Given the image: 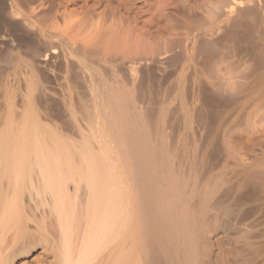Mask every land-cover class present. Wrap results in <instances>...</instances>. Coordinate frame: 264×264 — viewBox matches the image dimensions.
Instances as JSON below:
<instances>
[{
	"label": "bare ground",
	"instance_id": "bare-ground-1",
	"mask_svg": "<svg viewBox=\"0 0 264 264\" xmlns=\"http://www.w3.org/2000/svg\"><path fill=\"white\" fill-rule=\"evenodd\" d=\"M225 3L0 0V264H264Z\"/></svg>",
	"mask_w": 264,
	"mask_h": 264
},
{
	"label": "rangeland",
	"instance_id": "rangeland-1",
	"mask_svg": "<svg viewBox=\"0 0 264 264\" xmlns=\"http://www.w3.org/2000/svg\"><path fill=\"white\" fill-rule=\"evenodd\" d=\"M230 1H231V0H225V2H226V3H225V4H226L225 13H226V17H227V18H226V21L230 22V23H228V22H227V23H228V24H231V25L234 26L235 28L237 27V28L234 30L235 32H237V31H238V32H241V31H242V33H243L242 35H244V32H243V31L246 30L245 28L247 27V25H246V24L243 25V24H244L245 22H247V24H248V22H249L251 26L249 25V27H247V29L249 28V30H254V31H253L254 33H253V34H254V36H255V39H256L257 37L259 38V39L257 38L258 40H253L255 43L252 42V43H253V44H252L251 41H250L252 38H254L253 35L251 34L252 31H250V32H247L248 30L245 31V32H246V33H245L246 35L244 36L245 39L242 37V35H241V37H242V38H241V37H239V36H240L239 33H238V34L236 33V34L238 35V39H237V41H239L238 44H239L240 47H241V48H239V49H241V50H238V52H237V56H236V58H238L237 60H241V61H240V62H241V68L246 72V73L243 72L244 75L241 74V76H244V77H245V76H247V75H245V74L248 73V75H251V77H253V78H251V80H250V78H249V80H250V81H249V80H248V77H246L247 79L245 78V82H248V81L251 82V81H254V80L256 79V77L258 76V74H259V73H258V72H259V70H258V69H259L258 66H259V67H260V65L264 66V65L262 64V63L264 62V53H263V51H264V45H263L262 43H261V44H262L261 47H260L261 44L259 45L260 41H262V39L264 40V26H263V25H264V5H263V4H259V3H261V1H262V2H264V1H263V0H258V6H257V5L254 6L253 3H256L257 0H238V1L235 0L234 3H236V4H233V3H232V4L235 6L234 9L236 10V7H237L238 4H239L240 7L237 8V9L239 10V9H242V8L244 7V8H243L244 10L242 9V10L239 11V12H236V11H235L234 14H233V16H232V14L230 13V8H229V3H231ZM233 1H234V0H233ZM233 1H232V2H233ZM251 1H252V2H251ZM239 2H240V3H239ZM242 3H243V4H242ZM240 4H241V5H240ZM249 4H250V6L253 7V9L250 7L251 11L254 10V9L258 11V10L260 9L258 12H260V11L262 12V9H263V12H262L263 15L259 13V14H260V17H262V16H263V17L260 19L259 15H257L258 12H257L256 15H254L253 13H256V11L254 10V12H253V11L251 12V15L248 16V14H247L248 17H247L246 15H245V16L243 15V16H244L243 19H242L243 22H241V23L239 22V23H238L240 26H239V25H235V24H236V23H235L236 21H240V20H241V18H242L241 15H242L243 13H246V12H247V11L245 12V9L248 10V13L250 14V11H249L250 9L247 8V5H249ZM256 4H257V3H256ZM257 7H258L259 9H258ZM226 9H228L227 11H228L229 13L226 11ZM238 10H237V11H238ZM236 14H237L238 16L240 15L241 17H240V16L238 17ZM246 17H247V18H246ZM255 17H257V18H256L257 20L255 19ZM230 18H232L233 20L236 18V21H235V22H231V19H230ZM237 18H239L240 20H238ZM227 19H229V20H227ZM244 19H246V21H245ZM248 19H249V21H248ZM258 19H259V20H258ZM226 21H225V22H226ZM250 21H251V22H250ZM256 21H258V22H256ZM253 22H254V23L256 22L255 25L257 26V28L253 27V25H254ZM259 22H260V24H258ZM227 23H225V24H226V30H225V31H226V34H227L228 32H230V31H229L230 29L228 28L229 25H228ZM242 23H243V24H242ZM257 24H258V25H257ZM261 24H262V27L259 29L258 26L261 25ZM242 25H243V26H242ZM255 25H254V26H255ZM251 27H252V29H251ZM262 28H263V29H262ZM233 29H234V28H233ZM233 29H232V27H231V32H232V33H234V31H232ZM237 29H238V30H237ZM243 29H244V30H243ZM256 29H258L257 33H255V32H256ZM261 29H262V30H261ZM239 30H240V31H239ZM260 31H261V32H260ZM258 32H259V33H258ZM247 33H248V34H247ZM249 33H250L251 35H250ZM240 34H241V33H240ZM247 35H248V36L250 35V38H249ZM260 35H261V37H260ZM256 36H257V37H256ZM247 37H248V39H246ZM251 37H252V38H251ZM261 38H262V39H261ZM258 41H259V42H258ZM257 42H258V45L255 46V44H257ZM240 43H241V44H240ZM228 44L231 45V46L233 45V44H231V43H228ZM238 44L236 45V47L238 46ZM229 45H228L227 51L233 53V50H231L232 48H231V46H229ZM232 47H234V46H232ZM247 47H248V48H247ZM234 49H235V48H234ZM261 49H263V50H261ZM255 50H256V51H255ZM244 51H245V52H244ZM260 52H261V53H260ZM239 53H240L241 55H240ZM248 53H249V54H253V55L255 54L254 57H257V56L259 57V56H262V55H260V54H263V57H261V58L259 57V58L256 59V58L253 57V55H249ZM258 53H260V54H258ZM248 55H249V56H252L253 59H251V58H252V57H251V58H250L251 60H248V58H249ZM256 55H257V56H256ZM241 58H242V59H241ZM246 59H247V60H246ZM259 59H261L262 63L260 62ZM262 59H263V60H262ZM253 61H254V62H253ZM256 63H258V64H256ZM255 64H256V67H257L256 69L253 67ZM247 65H248V66H247ZM242 66H243V67H242ZM244 66H245V67H244ZM246 66H247V67H246ZM251 66H252L254 69H253ZM248 67H249L250 69H249ZM241 68H240V69H241ZM246 68L249 69V70H248L249 72L247 71ZM262 69H264V68H263V67H262V68L260 67V70H262ZM250 72H251V73H250ZM241 73H242V70H241ZM244 77H241V79L244 80ZM243 80H241V82H242V83H245ZM249 82H248V83H249ZM260 96H262V97H260ZM260 96H259L260 99H258V97H257V99H258L259 101H258L257 99H255V100H256V103H255V100H254L253 103H252L253 106H254V104H255V105L258 104V105H257V107H258V111H257V109H255V112H254V111L252 110L253 107H249V106H252V104L249 105V106H246V107L242 110L243 112H242V119H241V123H242V125H241V128H242V131H241V138H242V139H241V141H243L242 144L245 145L246 142L250 139V142H247L248 145L246 144V147L248 148L247 150H249V151H250V150L253 151L252 154H255V155H256V156L253 155L254 158L256 157L255 161H257V162H258V161H261V162H260L261 164H257V167H258L259 170L262 169V168H259V167H261V166L264 167V115H261V114H264V113H263L264 110H259V108H261L262 105H264L263 102H261V100H264V97H263V96H264V93L262 92V94H261ZM261 98H262V99H261ZM259 106H260V107H259ZM257 107H255V108H257ZM262 108L264 109V107H262ZM262 108H261V109H262ZM246 109H247V111H248V112L246 111L247 114H246V112L244 111V110H246ZM249 111L251 112V113H250L251 115L254 113V116H257L256 111H257V112L260 111V112H259L260 115H258L259 117L257 116V117L260 118V119H258V118H256V117L252 116V118L254 119V121H253V119H251V115L248 114ZM244 112H245V113H244ZM261 112H262V113H261ZM249 115H250V117H249ZM245 117H246V119H245ZM247 117H249V118H248L249 122L247 121L248 123L245 122V121L247 120ZM255 118H256V119H255ZM243 119H245V120L243 121ZM257 119H258V120H257ZM261 123H263V124H262L263 126L261 125ZM255 124H256V125H255ZM259 124H260V125H259ZM261 127H262V128H261ZM250 136H252V138H251ZM249 137H250V138H249ZM248 138H249V139H248ZM253 139H254V140H253ZM251 140H252L254 143H253ZM251 142L253 143V145L250 146V144H252ZM249 143H250V144H249ZM244 145H242V147H244ZM248 146H249L250 148H249ZM246 147H244V148H246ZM251 147H252L253 150L251 149ZM244 148H243V150H244V152H246V153H244V154H247L248 151H247L246 149H244ZM245 150H246V151H245ZM254 151H255V152H254ZM248 154L251 155V152H249ZM248 154H247V155H248ZM248 156H249V155H248ZM263 169H264V168H263ZM263 169L261 170L260 173H263V174H264V170H263ZM259 170H257L258 173H259ZM260 173H259V174H260ZM261 186H262V187H261ZM257 189H258V191H257L258 194H257L256 197H258V198H257L258 200H257V205H256V202H255V205L257 206V207H256V208H257V209H256L257 212H256V214H255V218H256V220H258V221H256V222L258 223V225L261 224V226H258V227H259V230H257L258 232H256V234H260V230H261L260 227H262V229H263V227H264V185H261V184L258 185ZM256 197H255V199H256ZM244 202H245V201H244ZM243 206H244V204L242 205V208H243ZM262 214H263V215H262ZM261 215H262V216H261ZM256 216H257V217H256ZM259 221H260V222H259ZM262 222H263V223H262ZM263 230H264V229H263ZM261 232H263V231L261 230Z\"/></svg>",
	"mask_w": 264,
	"mask_h": 264
}]
</instances>
